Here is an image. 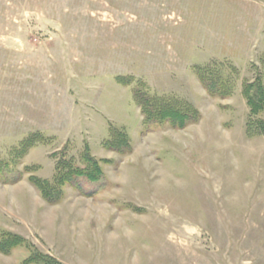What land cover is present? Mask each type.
<instances>
[{
  "label": "rangeland",
  "instance_id": "obj_1",
  "mask_svg": "<svg viewBox=\"0 0 264 264\" xmlns=\"http://www.w3.org/2000/svg\"><path fill=\"white\" fill-rule=\"evenodd\" d=\"M263 55L264 0H0V160L33 133L48 141L18 169L42 178L54 153L78 158L86 143L110 160L56 203L28 173L0 177V229L64 264H264V134L248 135L242 90ZM212 61L240 69L232 96L199 81L194 66ZM137 79L201 119L146 131ZM112 125L130 153L104 146ZM29 254L0 253V264Z\"/></svg>",
  "mask_w": 264,
  "mask_h": 264
},
{
  "label": "trees",
  "instance_id": "obj_2",
  "mask_svg": "<svg viewBox=\"0 0 264 264\" xmlns=\"http://www.w3.org/2000/svg\"><path fill=\"white\" fill-rule=\"evenodd\" d=\"M255 77L243 83V95L249 106L247 120L248 135L264 134V55L261 57V66L253 64ZM195 73L210 96L227 98L234 94L237 82L240 79V69L229 61H212L206 64L195 65ZM121 82L131 84L134 78L122 77ZM134 98L140 106L143 115L144 129L147 131L154 125L169 124L173 128H185L198 122L201 111L188 99L173 93L156 94L151 92L147 83L137 79L134 88ZM48 139L39 133L26 137L12 152L10 160H0V177L4 183L17 182L28 173L29 181L41 192L49 203L61 200L64 188L67 185L79 188V179L99 181L104 176L103 162L109 159L97 158L88 143L84 145L78 158L69 156L65 150L54 153L57 159L55 173L52 178H42L34 173L36 166L27 165L18 169L22 159L28 152ZM104 146L121 154L130 153L133 149L128 132L115 125L110 127V136L104 141ZM25 247L30 251L23 264H64L57 258L43 253L24 236L0 229V253L11 254L16 248Z\"/></svg>",
  "mask_w": 264,
  "mask_h": 264
}]
</instances>
